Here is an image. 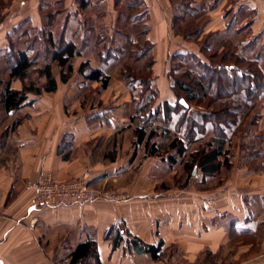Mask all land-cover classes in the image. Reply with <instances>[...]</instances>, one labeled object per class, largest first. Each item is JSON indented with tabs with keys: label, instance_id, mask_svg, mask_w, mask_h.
I'll list each match as a JSON object with an SVG mask.
<instances>
[{
	"label": "rangeland",
	"instance_id": "obj_1",
	"mask_svg": "<svg viewBox=\"0 0 264 264\" xmlns=\"http://www.w3.org/2000/svg\"><path fill=\"white\" fill-rule=\"evenodd\" d=\"M197 1L194 5L192 0H169L171 8L175 9L174 14L179 13V9L184 4L189 8L192 5L196 8H190L194 11L192 16H187L181 26L172 31L173 39L169 47L176 48L175 45L182 44L181 37L185 36L188 39L186 34L189 36L194 32L190 34L192 36L189 39L196 41L193 54L200 57V62L211 65L216 63L223 67L224 63L219 62L218 58H209L213 52L227 51V54L231 55L233 52H237L247 59L258 55V66L264 73V19L261 22L253 23V19L257 15L260 19L264 18V0H258L257 4L260 5L253 12L247 7V3H243V0ZM134 2L136 1L88 0L89 4L86 9L78 10L75 0H0V82L7 81L14 60V54L6 56L8 44L12 50L14 48L27 51L30 58L36 61L35 68L32 69L35 70L32 76L35 81L39 80V85H43L45 80L39 78L38 71L46 64L51 65L52 75L57 82V90L52 93H43L41 96L44 99L60 103V108L68 117L64 125L72 126L74 129L87 128L91 130L92 135L97 134L94 143L96 146L94 149L92 147V156L90 157L93 163L102 159L110 161L109 155H112L114 150L117 157L120 156L119 164L126 160L128 163H132L127 177L122 179V184L114 183L115 185L110 184L109 187L107 183L102 182L98 188L92 186L94 189L121 197L134 192L139 193L138 189L141 192L144 191L142 188L144 181H149L148 188H145L147 194L165 192L171 185L166 193L171 197L176 196L177 202L180 201L182 205L186 204V200L188 201L184 196L188 198L190 192L194 193L196 201L198 199L203 204L207 202L211 208H207L202 213H205L204 215L208 219L214 218L215 213L228 212L232 197H242L246 212H249L250 218H253L255 222L254 226L255 224L257 226L254 236H235L229 231L227 233L228 222L232 219V216L229 215L225 224H215V230H222L223 227L226 236L223 238L221 236L217 242L208 240L195 252L194 248L193 251H186L183 248L178 249L170 245L160 256V259L164 256L162 260L167 264H264V155L252 157L257 154L261 145L264 148V140L259 139V136L264 135V101L257 99L252 101L253 106H249L245 105L243 97L240 96L241 93L238 95L242 104L241 108L237 110L241 124L236 131V136L229 141L231 146L229 142L226 143V147L230 149L232 165L228 169L223 168L217 176H211L203 184L198 183L196 177L203 176L201 171L195 169V175L189 176L183 168V164L188 160L187 156L183 159L178 158L177 164L173 168L171 167V172H163L167 170L166 168L158 171L152 169V165L155 162L158 163L161 157H147L144 148H137L133 134L134 128L143 122L140 116L141 112H137V109L148 99L143 97L139 101V88L134 93L130 89V92L128 91L125 86L126 80L121 77V70L127 68L134 74L141 75V78H147L149 64L152 61L156 63V60L160 62V74L156 75L157 77H153L152 74L149 76L153 79L151 88L157 93V99L153 105L155 106L161 103L167 95L174 96L170 88L168 89L170 82L166 77L167 71L176 67L178 61L172 60L171 62L170 58L173 55L170 53L171 49L165 53V50L158 49L159 45L151 46L146 41L148 31L145 30L148 29L149 20L147 14L143 18L144 22L146 21L145 26L140 27L141 29L133 27L126 19L129 12L128 5ZM226 2L239 7L237 9L240 16L239 26L238 24L233 26L229 19L228 25L224 28L203 35L202 25L206 22L208 11L214 7L218 8L219 5L224 6ZM146 5L147 3L145 4L147 8L148 5ZM70 21L71 23H69ZM68 23L70 24L69 32L72 31L74 43L80 49V53L70 61L73 72L67 83L62 84L60 69L56 63L51 62V58L53 47L57 46L61 37H66L65 26L66 24L68 26ZM258 23L259 25H257ZM199 28L200 33H195ZM48 32L54 36L53 47L44 42L45 34ZM103 37L105 38L101 40ZM128 38L137 44L128 43ZM206 43L211 46L208 50L210 52L202 55L199 51ZM141 51H144L142 55L139 53ZM109 52H113L115 58L109 56ZM105 55L107 57H104ZM233 61L231 59L228 62ZM83 62H88V69L99 68L109 76L110 84L106 90L103 91L100 85L82 82L84 80L80 78L78 69ZM184 64L187 68L201 72L192 58ZM240 66L245 67L244 64ZM184 69L186 70V68ZM159 83L165 86L162 88L163 90H160ZM21 85L20 82H13L11 86L21 89ZM166 85H168L167 88ZM132 95H135L137 102L132 100ZM30 106L31 104H28L27 108L22 107L10 114L0 110V164H6L9 157L14 155L18 143L17 138H19L15 124L21 123V121L25 122V119L31 114L28 111ZM111 110L115 113L113 119L116 117L119 120L116 122L115 128L110 127L111 124H109L112 119ZM193 110L208 112L195 107V105H193ZM84 117L87 118L83 121ZM173 122L164 124L158 119L151 118L146 119L144 126L148 133L156 134L154 139L157 140V144L162 141V138H158L164 136L163 140L166 145L176 135L172 131ZM99 123H105L107 126L99 129ZM210 131L207 133V138H211ZM232 131L234 130L230 131V136ZM158 140L161 141L158 142ZM114 142L116 145L112 147L111 144ZM197 146L198 144L191 145L189 149L197 148ZM138 177L142 179L140 184L134 183L135 178ZM124 185L128 189H125ZM130 188L131 190H129ZM165 196L168 198L167 195ZM190 197L192 196L190 195ZM191 216L194 217L193 222H196L202 214L191 211ZM241 217L242 215H240V219ZM182 233L189 234L186 231H182ZM184 237L186 236H180L181 240ZM178 246L183 247V243ZM81 264L88 263L82 262Z\"/></svg>",
	"mask_w": 264,
	"mask_h": 264
},
{
	"label": "crops",
	"instance_id": "obj_2",
	"mask_svg": "<svg viewBox=\"0 0 264 264\" xmlns=\"http://www.w3.org/2000/svg\"><path fill=\"white\" fill-rule=\"evenodd\" d=\"M192 1L194 5L198 2L197 0ZM243 1V3H247V7L252 12L256 11L257 6L260 5L257 4L258 0ZM144 3L148 5L149 16L147 40L152 46L159 45L158 49L165 50L167 53L168 49H171L169 46L173 39L172 31L174 30L171 24L175 9L171 8L169 0H144ZM194 5L190 8L196 9ZM238 8L226 2L224 6L219 5L218 8L214 7L209 10L206 22L202 25V34L224 28L228 25L229 19L233 26L237 24L239 26ZM257 16L254 17L253 23L263 21L264 18L260 19ZM235 20L237 21L235 22ZM69 23L68 26L67 24L65 26V39L74 42L73 33L68 29ZM181 39L182 44L175 45L177 47L171 49L170 53L173 55L182 52L193 53L195 42L184 39V37ZM159 64L158 60L156 63L154 62L153 77L160 74ZM156 70L158 72H155ZM80 78L83 79L81 76ZM82 82L85 84V81ZM88 83L99 85L96 82ZM109 84L110 80L108 86L102 90H106ZM159 84L160 90H163L162 88L165 86ZM125 86L129 91L126 83ZM167 87L168 85H166ZM170 95H167L161 103L165 101L174 103L175 97ZM36 99L30 106L32 108H28L31 114L25 119V122L21 121L17 124L19 138H17L18 143L14 155L9 157L6 164H0V264H69L71 252L88 240L95 242L96 251V257L90 259V264H96V262L98 264H167L162 260L164 256L155 261L147 253L128 254L124 251L125 244L113 248L112 243L103 238V234L113 224L118 223H123L127 231L146 244L154 245L161 240V254L170 245L178 249L183 248L186 251H193L194 248L195 252L208 240L217 242L221 236L223 238L226 235L223 232V227L222 230H215L216 225L225 224L229 215L232 216V219L228 222L227 233L231 225L234 224L240 236H254L257 226L256 224L254 226L253 218H250L249 212H246L241 196L232 197L228 212L215 213L214 218L208 219L202 212L211 207L207 202L203 204L198 199L196 201L194 193L188 194L192 196L190 198L184 196L188 201L186 200V204L182 205L180 201H178L180 203L177 202L176 196L171 197L166 193L171 185L165 192L145 193L149 181L143 182L144 191L141 192L138 189L139 193L123 195L122 197H125L123 201L100 198L90 203L34 207L32 193L24 191V184L27 180L37 179L44 173L50 174L54 180L66 181L78 177L85 168H89L92 175L91 185L98 188L102 182L107 183L109 187L110 184L115 185L114 183L122 184V179L128 175L132 167V163H128V160L119 164L120 156L117 157V155L112 161L102 159L93 163L90 157L92 156V147L94 149L96 146L94 143L97 134L92 135L91 130L87 128L74 129L72 126L64 125L68 117L60 108V103L44 99L42 96ZM113 112L112 110L110 112L112 119L109 124H111L110 127L115 128V124L119 120L116 117L113 119L115 116ZM86 118L84 117L83 121ZM105 126H107L105 123L98 125L99 129ZM68 135L72 137L71 153L69 159L64 160L61 155H58V149ZM160 138L163 140L164 136L158 139ZM151 140L157 144L154 136ZM115 145V142L111 144L112 147ZM139 147L143 148V146L137 148ZM193 149L192 147L189 150ZM175 165L170 166L166 159L160 158L158 163L155 162L152 165V169L158 171L166 168L167 170L163 172H171V167L173 168ZM139 178H135L134 183H142V179L139 180ZM208 179L203 176L196 177L200 184L207 182ZM124 186L125 189H128L126 185ZM191 211L201 212L202 216L193 222L194 217L191 216ZM240 215H242L241 219ZM182 231L189 234L182 233ZM182 235L186 236L187 240L186 237L181 240L180 236ZM182 243L183 247H179L178 245L181 246Z\"/></svg>",
	"mask_w": 264,
	"mask_h": 264
},
{
	"label": "trees",
	"instance_id": "obj_3",
	"mask_svg": "<svg viewBox=\"0 0 264 264\" xmlns=\"http://www.w3.org/2000/svg\"><path fill=\"white\" fill-rule=\"evenodd\" d=\"M76 1L78 10L86 9L89 4L88 0ZM118 1L116 0V2ZM135 1L128 5L129 12L126 19L133 27L141 29L140 27L143 28L146 23L143 18L146 14L148 16L147 8L144 0ZM142 6L144 8H141ZM178 12L174 14L172 19L171 27L174 31L181 26L187 16H192L194 11L184 4ZM200 31V28L196 29L195 33H200ZM190 34L189 36L186 34V36L190 38L192 36ZM183 37L185 38V36ZM189 38L188 40H190ZM193 41L196 43L195 40ZM44 42L53 47L55 41L51 32L45 34ZM128 43L137 44L136 42L133 43L131 38H128ZM150 45L152 46L151 43ZM210 47V44H203L199 52L204 55L210 52L208 51ZM7 48L6 56L14 54V60L7 81L0 82V110L6 113L17 111L23 106L32 104L35 98L40 97L43 93H52L57 90V82L52 75L50 64L44 65L38 71L39 78L45 80L43 85H39V80L35 81L32 76L35 71L32 69L35 68L36 61L30 58L27 51L15 50L14 48L12 50L9 44ZM142 52L144 51L139 53L142 55ZM79 53L80 49L77 48V45L65 37H61L57 46L53 47L51 62L56 63L60 69L62 84L67 83L71 77L73 67L70 61ZM108 55L115 58L113 52H109ZM212 57L218 58L219 62L224 63V66L200 62V57L193 53L172 55L171 62L175 60L178 61V64L167 71V79L170 82L169 87L174 94L175 101L174 103L165 101L157 106H153L157 99V93L151 88L153 79L149 77L152 74L154 62L149 64L147 78H141V75L138 76L127 68L121 70V77L126 80V85L130 91L134 93L139 88V101L143 97L148 99L137 109V112H141L140 116L143 122L133 130L136 146H143L147 157L157 156L166 159L170 166L177 164L178 158L183 159L187 156L188 160L183 164L185 172L192 176L193 171L198 169L204 178L217 176L223 168L228 169L232 165L230 149L226 147V143L236 136V131L241 124L237 110L241 108L242 104L238 95L241 93L240 96L243 97L245 105L249 106H253L252 101L257 99L264 101V73L258 66V55L252 59H247L237 52H233L231 55L225 51L213 52L209 58ZM190 58L194 60L201 72L187 68L184 62L186 63ZM231 59L234 61L228 62ZM103 60L106 59L103 58ZM241 64H244L245 67H241ZM78 73L85 82L99 83L102 89L108 86L110 80L109 76L105 75L101 69H88V62L81 63ZM13 82H20L22 84L21 89H14L11 86ZM132 100L137 102L135 95H132ZM181 100L187 107L180 104ZM193 105L208 112L195 111L192 109ZM151 118L158 119L164 124H171L174 121L172 131L176 135L166 145L165 140L158 144L154 141L150 143L156 134L148 133L144 123L146 119ZM232 129L234 131L230 136L229 133ZM209 131L212 133L211 138H207ZM71 138V136H66L62 146L58 149V155H61L64 160L70 157ZM259 139L264 140V135L259 136ZM195 144H198L197 148L189 150V147ZM229 145L231 146V143ZM258 150L257 154L252 157L264 155L262 145ZM115 155L114 150L112 155H109L110 161L115 159ZM229 232L232 235L240 236L234 224L231 225ZM103 238L110 241L113 248L125 244L124 251L128 254L147 253L155 261L160 259L162 241H158L154 245L146 244L127 231L123 223L113 224L105 231ZM94 246L93 240L80 244L71 252L69 264H81L82 262L90 264V259L96 254ZM96 264L98 263L96 262Z\"/></svg>",
	"mask_w": 264,
	"mask_h": 264
},
{
	"label": "built area",
	"instance_id": "obj_4",
	"mask_svg": "<svg viewBox=\"0 0 264 264\" xmlns=\"http://www.w3.org/2000/svg\"><path fill=\"white\" fill-rule=\"evenodd\" d=\"M92 175L88 168L76 178L57 181L48 173L39 178L27 180L24 191L32 193L33 206L57 207L70 203H90L100 198L108 200H125V197L112 196L109 192L99 191L91 185Z\"/></svg>",
	"mask_w": 264,
	"mask_h": 264
},
{
	"label": "water",
	"instance_id": "obj_5",
	"mask_svg": "<svg viewBox=\"0 0 264 264\" xmlns=\"http://www.w3.org/2000/svg\"><path fill=\"white\" fill-rule=\"evenodd\" d=\"M180 104L183 105L184 107H187V105L184 103L183 100L180 101ZM195 172H196V170L193 171V175H195Z\"/></svg>",
	"mask_w": 264,
	"mask_h": 264
}]
</instances>
